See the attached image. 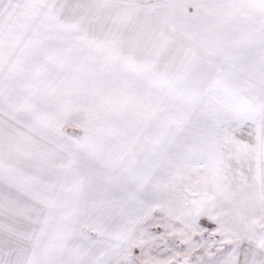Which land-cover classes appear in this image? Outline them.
I'll return each mask as SVG.
<instances>
[{
    "label": "snow or ice",
    "instance_id": "1",
    "mask_svg": "<svg viewBox=\"0 0 264 264\" xmlns=\"http://www.w3.org/2000/svg\"><path fill=\"white\" fill-rule=\"evenodd\" d=\"M0 264H264V0H0Z\"/></svg>",
    "mask_w": 264,
    "mask_h": 264
}]
</instances>
